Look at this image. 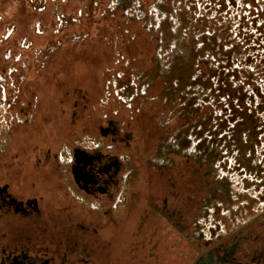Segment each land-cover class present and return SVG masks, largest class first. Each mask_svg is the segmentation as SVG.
<instances>
[{"label": "rangeland", "instance_id": "1", "mask_svg": "<svg viewBox=\"0 0 264 264\" xmlns=\"http://www.w3.org/2000/svg\"><path fill=\"white\" fill-rule=\"evenodd\" d=\"M163 109L213 149L237 216L263 214L264 0H0V187L56 212L61 159L99 141L95 123L130 120L140 139L176 125Z\"/></svg>", "mask_w": 264, "mask_h": 264}, {"label": "flooded vegetation", "instance_id": "2", "mask_svg": "<svg viewBox=\"0 0 264 264\" xmlns=\"http://www.w3.org/2000/svg\"><path fill=\"white\" fill-rule=\"evenodd\" d=\"M169 110L176 125L140 139L130 120L95 123L99 141L61 159L68 203L56 212L0 187V217L16 220L1 229L0 264H264V212L237 216L232 191L215 188L213 149L183 142L181 111ZM43 213L65 219L39 223Z\"/></svg>", "mask_w": 264, "mask_h": 264}]
</instances>
